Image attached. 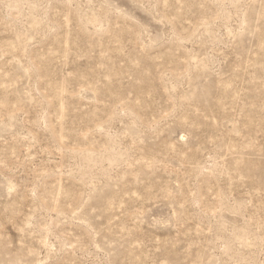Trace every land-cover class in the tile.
Masks as SVG:
<instances>
[{"label": "rangeland", "instance_id": "obj_1", "mask_svg": "<svg viewBox=\"0 0 264 264\" xmlns=\"http://www.w3.org/2000/svg\"><path fill=\"white\" fill-rule=\"evenodd\" d=\"M0 264H264V0H0Z\"/></svg>", "mask_w": 264, "mask_h": 264}]
</instances>
